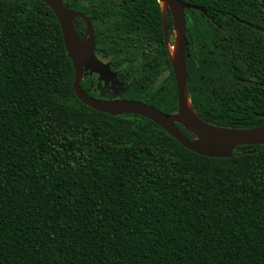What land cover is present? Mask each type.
<instances>
[{
    "label": "trees",
    "instance_id": "1",
    "mask_svg": "<svg viewBox=\"0 0 264 264\" xmlns=\"http://www.w3.org/2000/svg\"><path fill=\"white\" fill-rule=\"evenodd\" d=\"M63 1L91 21L97 57L129 80L99 97L86 73V93L177 110L158 0ZM181 1L209 15L185 10L194 111L263 126L264 32L244 22L264 30V0ZM74 74L53 11L0 0V264H264V144L196 154L149 119L84 105Z\"/></svg>",
    "mask_w": 264,
    "mask_h": 264
},
{
    "label": "water",
    "instance_id": "2",
    "mask_svg": "<svg viewBox=\"0 0 264 264\" xmlns=\"http://www.w3.org/2000/svg\"><path fill=\"white\" fill-rule=\"evenodd\" d=\"M45 3L58 19L63 42L74 69L73 91L77 99L89 108L109 115L133 114L149 119L167 134L179 142L184 148L209 158H228L234 149L240 145L264 144V125L253 128H229L218 126L201 119L194 111L187 92L186 68V38L187 27L185 10L195 9L209 17L202 6L185 3L181 0H164L166 5L160 4L163 17L165 43L175 78L177 89V110L164 113L144 102L123 98H98L86 93L81 87L83 76L97 74V88L116 82L117 71H113L108 62L96 55V40L91 21L80 11L68 7L63 0H40ZM264 7V5H263ZM167 9L171 13L173 34L176 50L173 56L168 52V34L166 31ZM76 17L85 22V31L79 36L76 28ZM256 30L264 32L258 26L244 22ZM118 94V89H115ZM178 125H181L192 138H188ZM255 149L248 151L254 152Z\"/></svg>",
    "mask_w": 264,
    "mask_h": 264
},
{
    "label": "rangeland",
    "instance_id": "3",
    "mask_svg": "<svg viewBox=\"0 0 264 264\" xmlns=\"http://www.w3.org/2000/svg\"><path fill=\"white\" fill-rule=\"evenodd\" d=\"M173 40H174V36L169 37L168 38L169 44L172 43ZM107 85L109 87L107 88V90H105L106 88H102L100 91H97L99 97H105L107 94H113V93L115 94L116 92L115 89L118 88V91L120 92L124 88L122 81L120 82L116 81L112 86L111 83Z\"/></svg>",
    "mask_w": 264,
    "mask_h": 264
},
{
    "label": "flooded vegetation",
    "instance_id": "4",
    "mask_svg": "<svg viewBox=\"0 0 264 264\" xmlns=\"http://www.w3.org/2000/svg\"><path fill=\"white\" fill-rule=\"evenodd\" d=\"M77 18L78 17H76V20H77ZM77 22H78V20H77ZM76 22V23H77ZM84 25H85V22H84ZM84 31H85V29H84ZM113 71H117V70H113ZM118 72V74H117V79H116V81H118V82H120V81H122V83H123V85H124V87L129 83V80H128V77H126L125 75H124V73H122V72H119V71H117ZM94 75H96V77L98 78V75L97 74H94ZM120 80V81H119ZM110 84V83H109ZM102 88H106L105 90H107V88H109L108 87V85L106 84V85H104V86H100V88H97V90L98 91H100ZM118 89V88H117ZM116 91V90H115ZM112 95H114V93L113 94H107L106 96H112Z\"/></svg>",
    "mask_w": 264,
    "mask_h": 264
},
{
    "label": "bare ground",
    "instance_id": "5",
    "mask_svg": "<svg viewBox=\"0 0 264 264\" xmlns=\"http://www.w3.org/2000/svg\"><path fill=\"white\" fill-rule=\"evenodd\" d=\"M159 1H160L161 6L164 7L166 5V2L164 0H159ZM175 50H176V42L175 40H173L172 43L168 45V52L171 56H173L175 53Z\"/></svg>",
    "mask_w": 264,
    "mask_h": 264
}]
</instances>
